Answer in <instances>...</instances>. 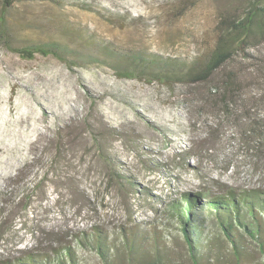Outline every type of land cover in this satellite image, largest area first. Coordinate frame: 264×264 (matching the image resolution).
I'll return each instance as SVG.
<instances>
[{"label":"rangeland","instance_id":"1","mask_svg":"<svg viewBox=\"0 0 264 264\" xmlns=\"http://www.w3.org/2000/svg\"><path fill=\"white\" fill-rule=\"evenodd\" d=\"M10 1L0 0V264L61 245L101 264L76 240L94 226L156 230L175 264H191L171 202L264 197V154L232 125H204L187 84L221 16L249 0ZM46 44L62 57L13 50ZM212 222L205 231L218 234ZM262 260L247 237L241 262Z\"/></svg>","mask_w":264,"mask_h":264},{"label":"trees","instance_id":"2","mask_svg":"<svg viewBox=\"0 0 264 264\" xmlns=\"http://www.w3.org/2000/svg\"><path fill=\"white\" fill-rule=\"evenodd\" d=\"M11 4L3 0L4 7ZM220 24L214 43L187 83L190 99L204 125H232L247 148L264 154V0H249L243 12L222 15ZM13 50L27 57L35 52L62 57L54 44ZM116 176L127 181L120 173ZM171 210L191 264H244L247 237L255 242L264 264V218L259 213L264 214V197L259 190L183 193L180 201L171 202ZM206 218H211L218 234L205 231ZM78 236L76 240L94 250L101 264H175L156 230L148 233L130 226L110 237L94 226ZM224 250L230 252L229 258ZM2 264L87 263L69 245H61L41 253L24 251Z\"/></svg>","mask_w":264,"mask_h":264}]
</instances>
